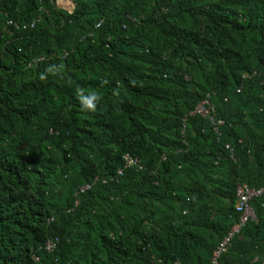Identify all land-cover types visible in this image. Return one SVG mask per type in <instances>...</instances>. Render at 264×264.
I'll use <instances>...</instances> for the list:
<instances>
[{
	"label": "trees",
	"instance_id": "16d2710c",
	"mask_svg": "<svg viewBox=\"0 0 264 264\" xmlns=\"http://www.w3.org/2000/svg\"><path fill=\"white\" fill-rule=\"evenodd\" d=\"M68 3L0 0V264H211L264 188V0ZM251 206L219 264H264Z\"/></svg>",
	"mask_w": 264,
	"mask_h": 264
},
{
	"label": "built area",
	"instance_id": "2783aa9c",
	"mask_svg": "<svg viewBox=\"0 0 264 264\" xmlns=\"http://www.w3.org/2000/svg\"><path fill=\"white\" fill-rule=\"evenodd\" d=\"M39 2H42L43 0H38ZM11 24V22H10ZM33 26V25H32ZM15 28L18 29L19 27L15 25ZM199 115L203 119L207 120V122L210 124V126L213 128V131L220 135V128L224 125V121L217 118V114L215 111L214 105L209 100V97H207L205 100L200 102L198 106L195 108L193 112L190 113V115ZM229 149V147H227ZM124 159V167H139V163L137 159L130 158L128 155H125L123 157ZM119 176L122 174V170H119L117 173ZM97 179L93 182V184L96 182ZM93 184H86L84 186H81L77 190V194H82L86 191H88ZM262 194H264V188L261 189H255L249 187L245 183L238 184L236 188V203H235V210L239 214L238 221L231 227L228 234L224 237V239L219 243L215 251L213 252L211 264H219L218 259L220 256L227 252L231 242L233 239L240 235L241 230L243 227L250 221L256 220L255 212L251 206V202L253 199H256L260 197ZM54 248V244L52 242H47L45 244V249L47 251H51ZM35 260H38L35 258ZM175 264H181L179 261H177Z\"/></svg>",
	"mask_w": 264,
	"mask_h": 264
},
{
	"label": "crops",
	"instance_id": "0c3cea01",
	"mask_svg": "<svg viewBox=\"0 0 264 264\" xmlns=\"http://www.w3.org/2000/svg\"><path fill=\"white\" fill-rule=\"evenodd\" d=\"M57 2H58V5H59V7H61V8H65V9H68V8H70L69 6V0H57Z\"/></svg>",
	"mask_w": 264,
	"mask_h": 264
},
{
	"label": "rangeland",
	"instance_id": "374dc122",
	"mask_svg": "<svg viewBox=\"0 0 264 264\" xmlns=\"http://www.w3.org/2000/svg\"><path fill=\"white\" fill-rule=\"evenodd\" d=\"M70 1V0H69Z\"/></svg>",
	"mask_w": 264,
	"mask_h": 264
}]
</instances>
